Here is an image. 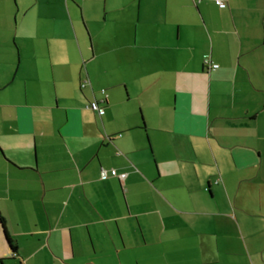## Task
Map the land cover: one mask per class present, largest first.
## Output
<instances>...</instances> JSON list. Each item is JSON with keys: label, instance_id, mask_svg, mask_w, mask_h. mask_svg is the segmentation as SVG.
Returning <instances> with one entry per match:
<instances>
[{"label": "crops", "instance_id": "obj_1", "mask_svg": "<svg viewBox=\"0 0 264 264\" xmlns=\"http://www.w3.org/2000/svg\"><path fill=\"white\" fill-rule=\"evenodd\" d=\"M13 1L0 264H264V0Z\"/></svg>", "mask_w": 264, "mask_h": 264}, {"label": "built area", "instance_id": "obj_2", "mask_svg": "<svg viewBox=\"0 0 264 264\" xmlns=\"http://www.w3.org/2000/svg\"><path fill=\"white\" fill-rule=\"evenodd\" d=\"M215 1L220 8H225L226 4L222 0H215ZM204 61H205V65L211 67L212 69L218 68V65L211 64L208 60H204ZM86 84H87L86 81L83 82L82 88H84ZM103 104H106V98H103L102 100L100 99V101H93L92 103H90L89 109L97 113L99 116H103L105 114V110H104L105 108L103 107ZM111 174L112 176L117 175L116 171H111ZM119 177L121 179H124V175H120Z\"/></svg>", "mask_w": 264, "mask_h": 264}, {"label": "rangeland", "instance_id": "obj_3", "mask_svg": "<svg viewBox=\"0 0 264 264\" xmlns=\"http://www.w3.org/2000/svg\"><path fill=\"white\" fill-rule=\"evenodd\" d=\"M13 1V0H12ZM14 2V1H13ZM13 23H14V21H13ZM7 76V75H6Z\"/></svg>", "mask_w": 264, "mask_h": 264}, {"label": "trees", "instance_id": "obj_4", "mask_svg": "<svg viewBox=\"0 0 264 264\" xmlns=\"http://www.w3.org/2000/svg\"><path fill=\"white\" fill-rule=\"evenodd\" d=\"M9 243H11V242L9 241Z\"/></svg>", "mask_w": 264, "mask_h": 264}]
</instances>
